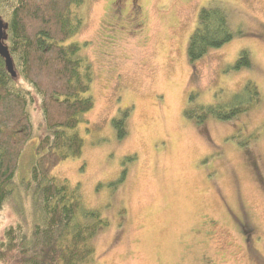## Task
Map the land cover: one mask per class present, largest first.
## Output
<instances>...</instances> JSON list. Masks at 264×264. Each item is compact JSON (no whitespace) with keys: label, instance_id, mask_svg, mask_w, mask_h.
Listing matches in <instances>:
<instances>
[{"label":"rangeland","instance_id":"1","mask_svg":"<svg viewBox=\"0 0 264 264\" xmlns=\"http://www.w3.org/2000/svg\"><path fill=\"white\" fill-rule=\"evenodd\" d=\"M213 1L237 33L191 64L190 34ZM81 11L85 25L69 41H87L94 106L78 126L83 153L53 174L79 183L109 219L93 264H264V0H86ZM243 48L252 66L233 69ZM248 80L261 93L250 110L201 124L185 114ZM128 108L120 138L113 119ZM31 113L38 125L35 105ZM32 155L29 145L23 170ZM14 222L8 201L0 238Z\"/></svg>","mask_w":264,"mask_h":264},{"label":"trees","instance_id":"2","mask_svg":"<svg viewBox=\"0 0 264 264\" xmlns=\"http://www.w3.org/2000/svg\"><path fill=\"white\" fill-rule=\"evenodd\" d=\"M85 1L0 0L5 42L17 75L29 85L16 80L0 54V214L12 201L16 215L0 238V264H93L95 238L110 223L101 209L85 203L79 183L53 174L62 160L83 153L78 126L94 106L87 41H69L85 25ZM236 33L222 5L202 6L188 41L191 64ZM251 66L250 51L241 49L232 68ZM260 100L258 85L248 80L227 100L188 107L185 114L199 124L209 116L230 120ZM33 105L39 110L38 125ZM129 110L113 119L120 138L128 131ZM29 145L33 155L23 170ZM123 178L124 173L115 183Z\"/></svg>","mask_w":264,"mask_h":264},{"label":"water","instance_id":"3","mask_svg":"<svg viewBox=\"0 0 264 264\" xmlns=\"http://www.w3.org/2000/svg\"><path fill=\"white\" fill-rule=\"evenodd\" d=\"M6 28H7V23L4 21L3 17L0 15V54L4 57L6 66L9 72L13 76H17V70L15 69L12 55L9 51V47L7 43L5 42L7 38Z\"/></svg>","mask_w":264,"mask_h":264}]
</instances>
